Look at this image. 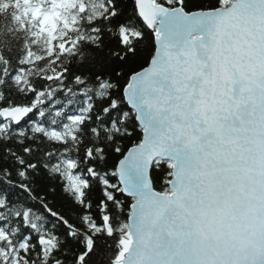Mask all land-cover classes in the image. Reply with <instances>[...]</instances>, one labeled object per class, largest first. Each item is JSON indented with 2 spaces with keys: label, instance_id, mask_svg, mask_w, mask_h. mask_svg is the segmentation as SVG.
Instances as JSON below:
<instances>
[{
  "label": "snow or ice",
  "instance_id": "6c2138e0",
  "mask_svg": "<svg viewBox=\"0 0 264 264\" xmlns=\"http://www.w3.org/2000/svg\"><path fill=\"white\" fill-rule=\"evenodd\" d=\"M0 264H264V0H0Z\"/></svg>",
  "mask_w": 264,
  "mask_h": 264
}]
</instances>
